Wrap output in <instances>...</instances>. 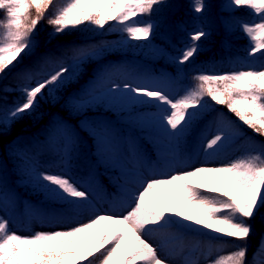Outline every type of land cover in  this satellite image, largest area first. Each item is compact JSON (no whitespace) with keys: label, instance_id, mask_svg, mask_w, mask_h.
I'll use <instances>...</instances> for the list:
<instances>
[{"label":"snow or ice","instance_id":"obj_1","mask_svg":"<svg viewBox=\"0 0 264 264\" xmlns=\"http://www.w3.org/2000/svg\"><path fill=\"white\" fill-rule=\"evenodd\" d=\"M165 4L166 0H66L62 6H57L56 0H0V12L4 13L0 17V30L4 33L0 41V81L39 46L36 29L50 9L55 10L47 15V23L56 36L85 24L104 30L115 22L111 30L125 33L128 40L149 41L156 28L151 17ZM228 7H244L253 14L251 22L240 21L250 45L246 50L245 67L225 73L202 72L193 77L197 83L183 94L152 78L123 84L113 81L104 86L100 96L94 95L92 88L85 89L86 98L74 99V107L80 110L107 98L114 103L154 108L150 119L168 142L173 163L179 159L181 142L206 112L215 111L213 105L227 108L243 126L264 137V0H229ZM207 8L204 0H193L192 10L196 14L204 13ZM141 17L149 19H139ZM207 36L202 28L189 33V43L173 62L189 63L199 51V42ZM71 51L70 64L60 60L57 70L46 78L38 79L34 86L19 89L23 99L3 118L0 135L25 115L37 114L45 90L51 95L81 74H87L90 62L103 57L106 46H74ZM50 58L49 54L41 59ZM97 79L102 81L103 77ZM0 90L15 89L3 85ZM218 115L221 124L215 134L208 137L211 129L201 133L200 150L206 156L219 155L243 135L233 121L227 120L223 113ZM89 128L101 161L119 167L136 185L135 190L124 187L129 195L130 210L122 216L113 212L98 213L86 223L68 230L37 231L31 236L9 231L8 220L0 217V264H169V260L161 256V246L146 237L160 233L182 240L184 231L208 236L210 241L216 242L218 251L228 241L242 242L211 264H264V241L252 260L247 259V242L253 234L250 221L264 212V150L218 167L200 166L171 174L153 171V178L147 179L140 170V157L134 144L129 147L133 162V167L129 168L128 158L113 141L110 130L95 125H86L85 130ZM64 135L66 143L60 150L61 165L56 166L57 170H38L35 163H30L25 175L34 190L43 193L49 202L67 205L74 211L92 208L89 186L70 170L69 161L78 140L66 127ZM0 200H7L2 183ZM173 228L181 231L172 232ZM208 247L211 250L212 244ZM187 264H195V261Z\"/></svg>","mask_w":264,"mask_h":264},{"label":"trees","instance_id":"obj_2","mask_svg":"<svg viewBox=\"0 0 264 264\" xmlns=\"http://www.w3.org/2000/svg\"><path fill=\"white\" fill-rule=\"evenodd\" d=\"M65 2L66 0H56V5L62 6ZM192 3L193 0H166L161 11L151 17V22L156 25V28L149 41L128 40L125 33L111 30L115 22L107 25L104 30L95 29L94 26L85 24L59 36L53 35V28L47 23V15H51L55 9H50L46 18L38 24L35 35L39 46L32 54L25 56L21 62L17 63L0 81V88L7 85L15 89L9 92L0 90V124L15 103L23 99L22 93L19 91L21 87L34 86L38 79L46 78L48 74L57 70L60 60L66 64L71 63L72 47L104 45L106 51L103 57L90 62L87 74H81L78 79H74L63 88L53 92L58 100L51 101L48 98L47 90H45L46 94L39 102L37 114L25 115L23 119L12 124L5 134L0 135V183H2L6 197L16 204L24 223L26 222V212L23 211L22 199L25 194L15 181L21 176L19 172L25 169L28 162L38 161L47 170H57L56 166L61 165L60 150L66 140L64 127L78 140L69 161L72 174L77 178H84L88 176L89 172H93L92 183L96 184L94 188L98 193L111 188V179L94 160L91 139L80 128L79 122L85 119L91 125L106 126L115 135L128 134L135 138L133 130L119 123L118 119L109 111L96 109L79 112L70 106L66 101V96L72 89L82 88L89 79H97L108 74L117 79L123 72L132 68H136L143 74H151L159 81L169 83L173 88L178 85L190 88L197 83L193 77L200 74L202 69H206L208 71L206 73H225L231 72L230 67L237 71L246 66L248 59L246 50L250 45L247 36L241 29L240 21L251 22L253 20L251 10L244 7H228L229 0H204L208 6L207 10L202 14H196L192 10ZM3 15L4 13L0 12V17ZM139 19L148 20L149 18L141 17ZM201 28L208 33V36L199 42L197 55L185 65L174 63L173 58L179 56L189 43V33ZM3 35V30H0V41H2ZM148 51L156 52L155 60L143 58L142 55ZM49 54L51 55L49 60L41 59ZM134 57L137 58V61L129 64L128 62L132 61ZM215 69H218V72L214 71ZM29 74L31 79H29ZM205 99L208 98L205 97ZM209 103L211 102L209 101ZM213 108H222L224 117L233 121L243 132L242 136L236 138L219 155L214 157L227 161L228 150L243 139L254 154L264 150V137L256 135L251 129L243 126L234 114L228 112L227 108L219 105H213ZM211 112H206L203 118L207 119ZM189 138H186L185 141L188 142ZM138 142L140 153L143 155L152 154L144 140ZM21 151L30 157V160L27 159L28 162L16 155ZM202 194L208 195V193ZM28 200L32 203L31 208L36 210L48 224L58 221L72 223L79 216V211H74L64 204L52 203L46 199L42 202L31 198ZM173 219L176 218L173 217ZM250 223L253 225V234L247 242V259L249 261L252 260L254 251L259 247V240L264 237V212L258 214ZM201 231L206 230L202 229ZM182 235L191 238L197 237L198 240L212 244L217 249L216 242L210 241L208 236L186 231L182 232ZM228 242H233L236 245L242 243L240 241Z\"/></svg>","mask_w":264,"mask_h":264},{"label":"rangeland","instance_id":"obj_3","mask_svg":"<svg viewBox=\"0 0 264 264\" xmlns=\"http://www.w3.org/2000/svg\"><path fill=\"white\" fill-rule=\"evenodd\" d=\"M142 56L144 59L147 60H155L157 54L155 51H148L145 52ZM133 61H136V58H134ZM101 77H103L102 81L96 78H91L84 84L82 88L72 89L66 96V101L68 102V104L75 108L73 105L74 99L84 97V90L88 88H92L94 95L100 96V94L104 91V86L109 85L113 81L119 84H123L126 81L134 79H154L152 75H144L143 73L137 71L135 68L126 71L117 80L112 78L111 76ZM161 84L167 86L171 90L175 91L177 94H183L184 90L188 89L184 86H177L174 89L167 83ZM48 98L51 101L58 100V98L55 97L53 93L51 95H48ZM96 109L111 112L119 120L120 123L131 126V128L135 130L138 136L143 138L145 142L148 143L149 147L152 149L154 156L141 157L138 154L141 162L140 170L143 172L144 177L147 179L153 178L151 175L153 171L161 173L167 172L171 174L172 172L184 171L200 166L217 167L225 162L219 161V159L216 157L206 156L205 153L200 150L201 133L205 129H211L208 132V137L210 138L212 135L215 134L217 127H219L221 124V118L218 114L222 113V108H217L215 109V111H212L206 120L202 119L201 121L200 119L197 122L196 125L198 129L196 132L192 131L191 142L189 143L185 140L181 142V144H183V147H181L182 145L180 144L179 159L175 163L172 162V156L170 153V147L168 142L164 137H162V135L150 119L152 113L155 112L154 108H151L147 105H132L124 102L114 103L107 98H101L93 102L91 106L82 108L78 111L85 112L87 110ZM86 125H90L89 122H87L86 120H82L79 122V126L81 127V129L89 135L91 129L89 128L88 130H85ZM110 134L115 144L120 148L121 152L128 158L129 162L127 166L129 168L133 167L132 156L129 153V147L133 144L136 147L137 143H135L134 140L129 136H113L112 133ZM90 137L92 138V144L94 146L93 152L96 157L95 161L99 163V167H103V169L106 171V174L108 176L110 175L109 177L114 179V189L117 192L114 193L111 191L112 196L110 198L100 200L96 197L94 190L92 189L88 180H82L85 184L89 186L88 191L90 193V198L93 207L80 211L79 218H77V220L71 223L70 225L65 223L45 224L41 221V217L38 214L28 209L29 206L32 205V203L28 199H36L39 202L45 200L44 194L39 192L38 190H34L33 184L29 182L28 177L25 175L26 169L30 166V164H28V166L24 170L19 172L21 176L15 181L16 184L21 188L22 192H24L25 194L22 200L24 201V207L27 210V222L22 223L23 219L17 212H15L16 209L12 210V202H10L8 199L0 200V217H3L8 220L9 231L16 232L18 235L21 236H31L37 231L52 232L56 230H68L72 227L77 226L78 224L86 223L90 218L94 217L98 213L102 214L104 212H113L116 216H122L130 210L131 205L128 204L129 195L126 191H124V187L135 190L136 185L131 182V178L125 177L119 167L111 166L101 161L97 153V143L92 136ZM188 138L189 136L187 137V139ZM189 147L190 150L188 151ZM228 153V163L239 157L254 154L252 149L246 146L245 139H243L237 144H234V146L230 150H228ZM16 155L23 158L24 160H26V157H28V155L24 151H21ZM33 163L37 165L38 170H46L44 169L43 165L39 162ZM126 179L128 180L127 184H125ZM101 202L105 203L106 206H101L103 205L101 204ZM171 231L178 232L181 230L173 228ZM183 238L184 239L182 240L171 239L165 237L162 234H149L146 237V239H148L151 243L161 246V256L163 258L168 259L169 264H187L188 261H191V253L194 250H196L197 252L195 264H211V261L218 258L221 253H225L230 250L232 251L236 245L234 243H227L219 251L214 247L212 248L211 253H209L207 251V245L204 242L197 241V239L195 238ZM169 240L172 241L170 243L166 242ZM262 241H264V238H262L260 244ZM177 243L179 245V248L177 249L178 252H174V246Z\"/></svg>","mask_w":264,"mask_h":264}]
</instances>
